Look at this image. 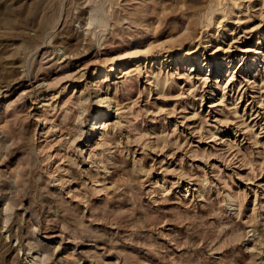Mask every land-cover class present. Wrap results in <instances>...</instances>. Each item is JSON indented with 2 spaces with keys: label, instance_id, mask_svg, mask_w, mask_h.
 I'll return each mask as SVG.
<instances>
[{
  "label": "rangeland",
  "instance_id": "obj_1",
  "mask_svg": "<svg viewBox=\"0 0 264 264\" xmlns=\"http://www.w3.org/2000/svg\"><path fill=\"white\" fill-rule=\"evenodd\" d=\"M0 264H264V0H0Z\"/></svg>",
  "mask_w": 264,
  "mask_h": 264
},
{
  "label": "bare ground",
  "instance_id": "obj_2",
  "mask_svg": "<svg viewBox=\"0 0 264 264\" xmlns=\"http://www.w3.org/2000/svg\"><path fill=\"white\" fill-rule=\"evenodd\" d=\"M64 56H65V55H64ZM100 99H101V98H100ZM100 99H99V100H100ZM101 101H103V102H107V100H106L104 97L101 99ZM107 113H108V111H107L106 113H104L103 116H105ZM96 125H97V123L94 122V125H93L92 127H96Z\"/></svg>",
  "mask_w": 264,
  "mask_h": 264
}]
</instances>
